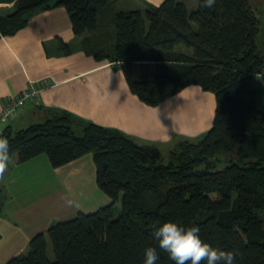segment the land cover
<instances>
[{
	"label": "trees",
	"instance_id": "16d2710c",
	"mask_svg": "<svg viewBox=\"0 0 264 264\" xmlns=\"http://www.w3.org/2000/svg\"><path fill=\"white\" fill-rule=\"evenodd\" d=\"M196 1L194 9L165 0L116 10L109 0H18L0 13L1 39L38 13L64 8L77 43L55 39L54 54L67 57L79 47L108 62L148 107L191 86L215 100L211 127L166 152L64 111L13 131L18 108L0 127L10 157L22 165L45 155L58 169L91 155L96 186L109 204L29 232L27 253L5 264H144L145 248L157 247L152 232L164 222L199 227L203 242L237 252L236 264H264V108L258 110L251 84L255 75L264 83V26L250 0H217L212 9ZM144 65H153L150 79L137 71ZM222 161L227 165L220 169ZM3 192L0 187V211ZM157 251V264H174Z\"/></svg>",
	"mask_w": 264,
	"mask_h": 264
},
{
	"label": "crops",
	"instance_id": "0c3cea01",
	"mask_svg": "<svg viewBox=\"0 0 264 264\" xmlns=\"http://www.w3.org/2000/svg\"><path fill=\"white\" fill-rule=\"evenodd\" d=\"M163 1L136 0L138 9L142 8L141 5L157 7ZM250 2L259 12L264 26V0ZM115 9L120 10L116 7ZM55 39H61L67 44L77 43L64 8L38 13L29 19L25 29L14 36L0 39V114L9 101L19 98L30 87L39 92L37 98L28 99L17 111L16 117L9 123L11 130L12 126L17 129L13 131L26 129L64 111L96 125L118 129L132 137L136 143L150 145L162 152L163 149L169 150L181 138H194L211 127L215 105L212 94L191 86L156 108L148 107L131 94L123 74L112 69L108 62L95 61L80 51L79 47L70 56H56L52 47ZM46 47L49 57L46 55ZM251 78L258 79L262 76L255 75ZM194 97L203 104L194 102ZM205 101L209 103L208 113ZM44 156L22 165L17 164L16 156L11 157L3 176L5 179H0V187L5 194L10 185L16 186L21 184L20 181H25L27 189L31 185L30 181L35 179L32 176L36 166L40 163L48 165L49 161ZM27 169L33 170L31 178L25 176ZM20 170L24 173L11 175V172ZM51 172L53 186L46 190V194L37 191V195L20 196L26 200L23 203L25 206L33 203L34 207L37 205L34 209L40 213L45 209L53 210L56 188L61 183L64 186L70 185L69 193L76 208L75 212H94L109 204V199L98 190L96 183L95 186L93 184L92 175L94 182L95 175L91 155L62 168H51ZM82 179L85 180V187L80 183ZM95 194L103 204L93 202ZM30 237L28 229L15 223L8 214L2 215L0 264H5L12 257L21 254Z\"/></svg>",
	"mask_w": 264,
	"mask_h": 264
},
{
	"label": "rangeland",
	"instance_id": "374dc122",
	"mask_svg": "<svg viewBox=\"0 0 264 264\" xmlns=\"http://www.w3.org/2000/svg\"><path fill=\"white\" fill-rule=\"evenodd\" d=\"M165 1V0H164ZM163 1V2H164ZM183 2H185L186 0H182ZM193 1V2H192ZM109 2L111 3V5L113 7H116L117 9H127V10H134V9H138V3L136 2V0H109ZM113 2H116L113 4ZM162 2V3H163ZM143 4H145L144 2H142ZM14 5V4H13ZM12 6H5L4 8L1 7L0 9V13L3 14L4 12H8L12 10ZM187 5H189L191 8L190 9H194L196 7V1L194 2V0H188L187 1ZM142 8L140 9H144V6H140ZM145 67H141L138 68L137 71H139L138 73H140V76H143V78H151L154 74V68L153 65H144ZM141 70V71H140ZM251 84H252V88L255 90L256 92V106L257 108H264V83H263V79L262 78H251ZM194 102H198L200 104H203L202 101L198 100L197 98H193ZM204 105H207L206 107V113L209 112V103H207L206 101L204 102ZM13 130H17L16 127L12 126ZM191 138V137H188ZM182 139V138H181ZM186 139V138H183ZM137 142V141H136ZM168 150L163 149L162 152H166ZM161 154H166V153H161ZM45 157V156H44ZM45 159V158H44ZM222 160H224L225 158H221ZM227 165V163L225 161H222V163L219 165L220 169H223L225 166ZM33 172V170L31 169H27V171L25 172V176H27L28 178H31V173ZM12 176L15 175H20L21 173H24L23 171L20 172L19 171H15V172H11ZM94 175L96 177V173H95V167H94ZM53 176L52 172H51V168H50V164H38L36 166V168L34 169V173H33V178L31 182V185L25 189L27 187L25 181H20L21 184H18L16 186L14 185H10L9 188L7 189V194L4 193V198H3V204H4V208L0 211L1 215L0 217H2V215H7L15 222L20 224L21 226H23L26 230L28 229L30 234L33 233V231L36 230V234L37 232H42V231H46V228H48L49 226H52L54 224H57L58 222H67L72 220L73 218H75V211L76 208H74V202L71 199L70 193H69V186H64L63 183H61L59 188H56V192H55V208L53 210H47L45 209L42 213H40L39 211L35 210L33 211H29L27 209V206H25L23 203L24 201H26L25 199H22L21 197H25V196H30V195H37V191L46 194L49 187L53 186V180L51 179V177ZM5 179V178H3ZM85 180L82 179V182H80L84 187H85ZM92 181L93 184L95 186V182H94V177L92 175ZM9 184V183H7ZM56 187V186H55ZM33 190V192L31 191ZM21 196V197H20ZM95 197H93V202H100V204H103V201L101 199L97 198V195H94ZM39 197H41V195L39 194ZM85 199V197H83ZM105 206V205H104ZM118 208H115V212L117 213L119 210V206H117ZM41 214V215H40ZM117 215V214H116ZM28 217V218H27ZM262 217L264 219V213L262 214ZM27 218V219H24ZM28 251V248L26 247V249H23V252L21 254H26Z\"/></svg>",
	"mask_w": 264,
	"mask_h": 264
},
{
	"label": "clouds",
	"instance_id": "9594fccd",
	"mask_svg": "<svg viewBox=\"0 0 264 264\" xmlns=\"http://www.w3.org/2000/svg\"><path fill=\"white\" fill-rule=\"evenodd\" d=\"M216 2L202 0L199 6L212 9ZM10 158L9 141L0 135V179L8 169ZM199 232L196 226L185 228L173 222H164L152 232V237L157 241L159 250L167 253L168 259L174 264H236L237 252L210 246L200 239ZM157 247L145 248L144 264H157L160 259Z\"/></svg>",
	"mask_w": 264,
	"mask_h": 264
},
{
	"label": "built area",
	"instance_id": "2783aa9c",
	"mask_svg": "<svg viewBox=\"0 0 264 264\" xmlns=\"http://www.w3.org/2000/svg\"><path fill=\"white\" fill-rule=\"evenodd\" d=\"M38 95L39 92L36 89H33V87H30L19 98L9 101L3 112L0 114V127L8 124L14 118L16 110L22 107L25 101H27L28 99H35Z\"/></svg>",
	"mask_w": 264,
	"mask_h": 264
},
{
	"label": "water",
	"instance_id": "95a60500",
	"mask_svg": "<svg viewBox=\"0 0 264 264\" xmlns=\"http://www.w3.org/2000/svg\"><path fill=\"white\" fill-rule=\"evenodd\" d=\"M18 0H0V7L4 6H12L15 4Z\"/></svg>",
	"mask_w": 264,
	"mask_h": 264
}]
</instances>
